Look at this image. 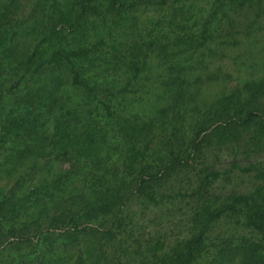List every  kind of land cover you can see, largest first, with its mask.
<instances>
[{
	"label": "trees",
	"instance_id": "16d2710c",
	"mask_svg": "<svg viewBox=\"0 0 264 264\" xmlns=\"http://www.w3.org/2000/svg\"><path fill=\"white\" fill-rule=\"evenodd\" d=\"M164 4L165 0H68L25 37L20 35L21 22L26 21L21 20L18 0H0V167L55 149H65V155L67 149L81 151L67 161L63 173L24 196L25 211L12 202L3 204L0 264H109L106 246L117 236L122 239L131 204L166 203L172 192L166 184L191 170L207 172L195 190L185 194L199 195L208 189L211 176L219 175L210 171L212 163L206 157L213 146H233L246 136L264 139V78H251L202 112L188 142L172 135L157 140L156 159L127 158V166L133 168L129 174L118 177L115 171L111 177L88 178L86 171L97 165L93 159L106 141L101 126L107 125V134L111 131L108 137L149 142L150 126L132 120L127 103L121 106L144 70H152L145 62L148 50L154 47L159 55L169 46L199 50L211 39L208 20L190 32L184 21L173 17L160 26L159 37L133 47L122 76L114 78L108 70L98 73L85 62L87 40L95 43L108 24L104 13ZM183 71L167 63L159 72L160 87L174 102L182 97ZM89 108L99 113L94 123ZM241 170L261 173L257 168ZM232 215L242 217L247 235L210 246L213 224ZM192 222L191 236L170 251L171 264H200L206 253L211 255L208 264H225L230 257L237 264H264V188L232 195L220 206L205 205Z\"/></svg>",
	"mask_w": 264,
	"mask_h": 264
},
{
	"label": "rangeland",
	"instance_id": "374dc122",
	"mask_svg": "<svg viewBox=\"0 0 264 264\" xmlns=\"http://www.w3.org/2000/svg\"><path fill=\"white\" fill-rule=\"evenodd\" d=\"M66 1L18 0L21 20L26 21L21 22L20 35H33L42 27L44 17L57 14ZM104 15L109 16L108 24L99 32L95 43L87 40L88 57L84 59L93 70L98 73L108 70L114 78L122 76L127 66L126 56L133 47H142L144 41L159 37L160 26L170 18L184 21L190 32H195L200 22L208 20L212 36L199 50L182 45L169 46V51L162 55L154 47L148 50L145 62L150 63L152 70H144L134 87L127 90V98L121 106L127 103L130 118L150 126L149 142H123L118 137H108L111 131L107 134V125L101 126L107 135L106 141L100 155L93 159L97 165H87L90 167L86 171L88 178L111 177L115 171L118 177L129 174L133 168L127 166V158L132 155L146 161L156 159L157 140L172 135L181 142H188L209 105L240 88L248 79L264 78V0H165L164 5H133L120 14L111 10ZM34 20L37 24L29 31ZM167 63L184 70L182 97L175 102V98L160 87L159 72ZM88 111L89 120L94 123L99 113L93 108ZM64 150L55 149L45 156L37 154L0 167V217L6 202L15 203L25 211L28 204L22 203L24 196L34 186L63 173L67 161L81 154L77 149H67L68 155H65ZM206 157L212 163L210 171L219 175L211 176L208 189H203L201 194L187 196L207 172L198 174L191 170L178 174L166 184L165 189L172 190L167 194L171 197L166 203L148 207L130 205L122 239L117 236L106 246L109 264H171L170 251L191 236L194 232L192 218L205 205L220 206L232 195L264 188V139L258 142L246 136L233 146H213ZM242 168H257L261 173L245 172ZM80 172L83 174L85 170ZM178 192L184 196L178 197ZM242 220L240 215H232L213 224L210 246L247 235ZM250 236L261 242L259 237ZM210 260L211 255L206 253L200 264H208ZM225 264L237 262L230 257Z\"/></svg>",
	"mask_w": 264,
	"mask_h": 264
}]
</instances>
